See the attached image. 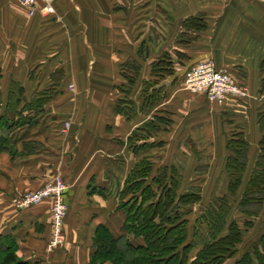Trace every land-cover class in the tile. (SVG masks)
Listing matches in <instances>:
<instances>
[{
	"label": "crops",
	"instance_id": "0c3cea01",
	"mask_svg": "<svg viewBox=\"0 0 264 264\" xmlns=\"http://www.w3.org/2000/svg\"><path fill=\"white\" fill-rule=\"evenodd\" d=\"M16 1L0 0L8 18L0 25L33 30L35 45L8 69L6 60L0 63L1 113L11 82L24 88L16 109L7 111L21 125L9 134L11 149L0 152V234L16 236L19 255L38 264H89L99 224L123 233L120 194L144 158L152 162V177L157 167L175 165L181 190L201 185V202L204 192L213 199L228 195L227 141L238 132L249 142L248 163L232 196L231 215L238 216L230 221L241 225L243 241L224 264L253 253L264 210L247 216L238 205L264 137V0H58L50 16H28ZM164 52L175 69L165 77L153 71ZM206 58L244 85L247 96L218 104L186 90L185 71ZM44 92L46 103L23 108ZM201 157L208 158L206 173L197 170ZM56 175L68 184L67 240L50 249V200L21 209L14 199Z\"/></svg>",
	"mask_w": 264,
	"mask_h": 264
},
{
	"label": "trees",
	"instance_id": "16d2710c",
	"mask_svg": "<svg viewBox=\"0 0 264 264\" xmlns=\"http://www.w3.org/2000/svg\"><path fill=\"white\" fill-rule=\"evenodd\" d=\"M153 71L163 77L174 73L173 57L167 52L162 53L153 64ZM23 91L20 83L12 81L6 112L0 110V152L11 149L9 134L14 126L21 125V120L14 123L7 111L16 109ZM48 95L39 93L23 108L36 106V102L46 103L50 98ZM259 117L264 128V112ZM261 146L238 205L239 211L247 216H258L264 210V137ZM248 147L243 132L228 139L225 172L229 195L214 199L206 206L195 221L191 239L187 216L192 212V206L201 202L202 186L191 184L181 190L183 174L175 165L157 167L152 177V162L146 158L141 160L130 172L120 194L119 207L125 212L123 233L115 235L107 225L99 224L93 237L95 251L89 264H224L238 252V245L243 241L241 225L236 220L228 222L232 211L229 196L236 195L242 184ZM204 158H200L203 162L197 168L200 173H206L209 167L208 158L206 161ZM244 225L251 227L253 222L246 220ZM197 242L202 247L188 263L189 251ZM18 248L15 235L0 234V264H38L22 258ZM232 264H264V233L260 243L254 245L253 253L243 254Z\"/></svg>",
	"mask_w": 264,
	"mask_h": 264
},
{
	"label": "built area",
	"instance_id": "2783aa9c",
	"mask_svg": "<svg viewBox=\"0 0 264 264\" xmlns=\"http://www.w3.org/2000/svg\"><path fill=\"white\" fill-rule=\"evenodd\" d=\"M29 16L37 13L44 16L57 13L58 0H17ZM73 84L70 87L73 88ZM183 87L194 94H205L210 101L224 104L230 96L243 98L247 96V88L236 82L229 72L219 69L212 58L201 59L192 64L183 75ZM71 126L65 121L62 131L67 133ZM68 185L61 175L35 190H26L14 199L16 207L24 209L41 204L46 200L51 202L52 236L49 248L52 249L64 242V220L68 214V203L65 195Z\"/></svg>",
	"mask_w": 264,
	"mask_h": 264
},
{
	"label": "rangeland",
	"instance_id": "374dc122",
	"mask_svg": "<svg viewBox=\"0 0 264 264\" xmlns=\"http://www.w3.org/2000/svg\"><path fill=\"white\" fill-rule=\"evenodd\" d=\"M16 3L18 4L19 2L16 1ZM3 16H5V18ZM3 18H4V20H6L7 16L0 13V22L3 21ZM7 20H8V18H7ZM34 43H35V34H34L33 30H31V29L30 30L29 29H19V27L15 26V23H12L11 27H6L5 29H2V27L0 25V63L2 64V62L4 60H6V65L4 62V66H6V69H8L9 66L11 65V62L13 63L12 60H14V59L18 60L20 58L19 56L20 55L23 56L22 53L26 52V49H28V51H30V53H31V50L33 49V47L35 45ZM20 59H22V58H20ZM1 73H2V68H1ZM1 78H2V74H1ZM1 78H0V80H1ZM70 84L74 85L73 88L70 87ZM10 86H11V84H10ZM68 88L70 90H73L75 88L74 82H69ZM0 97L2 99V93L1 92H0ZM211 102H215V101H211ZM215 103H218V102H215ZM218 104H220V103H218ZM206 160H207V158L206 159L204 158V161H206ZM219 198L220 197H217L215 199H219ZM212 200H214V199L210 198L206 194V192H204V200L202 202L192 206V212L190 214H188V216H187V219L189 222L188 224H189V230H190V239L193 238L194 226H195L196 219L199 217V215H201L203 210L206 208V206ZM229 200L232 203V205H234L235 198L232 196H229ZM237 213L238 212H236L235 215H234V213L232 215L230 214L229 218H228L229 219L228 222H230V219L232 216L237 217L238 216ZM65 220H66V218H65ZM65 220H64V222H65ZM63 231H64V234H63L64 241H65V240H67V235L65 232V224H64ZM135 242H137V241H135ZM201 247H202L201 244H198V242H197L196 245L191 248V250L189 251L188 263H190L191 260H193L196 257V255L198 254Z\"/></svg>",
	"mask_w": 264,
	"mask_h": 264
}]
</instances>
